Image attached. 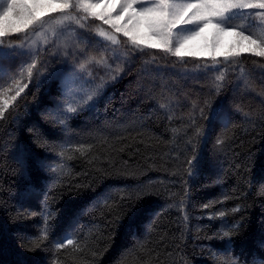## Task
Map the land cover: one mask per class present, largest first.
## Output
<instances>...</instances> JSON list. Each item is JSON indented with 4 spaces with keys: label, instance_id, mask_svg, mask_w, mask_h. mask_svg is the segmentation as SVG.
Instances as JSON below:
<instances>
[{
    "label": "trees",
    "instance_id": "trees-1",
    "mask_svg": "<svg viewBox=\"0 0 264 264\" xmlns=\"http://www.w3.org/2000/svg\"><path fill=\"white\" fill-rule=\"evenodd\" d=\"M242 59L245 72L252 74L249 85L238 72H229L221 94L211 97L218 114L207 144L196 145L201 162L191 175L187 141L195 142V128L206 123L196 113V124L188 126L191 103L209 98L210 78L153 77L137 59L108 86L95 109L70 121L73 131L59 133L48 113L61 102L71 65L53 63L47 82L37 88L33 81L16 111L0 121V264L264 261V80L259 76L264 70L252 63L260 58ZM0 66L15 67L8 61ZM168 100L180 105L171 121L159 108ZM33 126L56 144L84 142L93 148L87 157L72 153L63 161V172L52 173L40 162L51 163L54 154L32 142L28 129ZM217 138L223 144L217 145ZM106 196L109 203H100ZM181 200L183 212L176 206ZM237 206L239 211L232 212ZM221 209L228 210L223 220L208 218ZM41 211L53 213L49 239L32 249L27 237L40 232ZM223 222L240 225L230 245L215 235ZM69 232L80 250H56L54 241Z\"/></svg>",
    "mask_w": 264,
    "mask_h": 264
},
{
    "label": "snow or ice",
    "instance_id": "snow-or-ice-1",
    "mask_svg": "<svg viewBox=\"0 0 264 264\" xmlns=\"http://www.w3.org/2000/svg\"><path fill=\"white\" fill-rule=\"evenodd\" d=\"M52 56L56 59H47ZM245 56L260 58L252 63L264 70V0H4L0 6V61L15 67L0 66V121L16 111L17 102L33 81L37 88L47 82L53 63L71 65L62 81L61 102L48 113L59 133L73 131L70 121L95 109L108 86L137 59L143 61V72L153 77L210 78L209 98L191 103L188 126L196 124V113L206 122L195 128L197 140L187 141L192 145L186 157L191 175L201 162L202 153L196 145L201 141L207 144L218 114L219 105H214L211 97L221 94L229 72H238L244 85H249L252 74L245 72ZM166 67L174 71L166 72ZM98 69H103V74ZM259 76L264 80V71ZM179 106L171 100L159 104L169 121L177 118L175 109ZM28 131L34 144L54 154L51 163L40 162L52 173L63 172V161L72 159V153L87 157L93 148L84 142L56 144L35 126ZM216 144H223V140L217 138ZM99 202L107 205L109 197ZM176 206L183 212L185 202L181 200ZM231 211H239V206ZM227 212L221 209L208 218L223 220ZM40 215V232L27 237L32 249L49 239L48 221L53 213L41 211ZM184 219H188L186 212ZM239 227L238 223L223 222L215 235L230 245ZM54 246L58 251L69 246L80 250L77 237L70 232L56 239ZM137 247L143 248V243L138 242ZM229 251L226 247L223 254Z\"/></svg>",
    "mask_w": 264,
    "mask_h": 264
}]
</instances>
